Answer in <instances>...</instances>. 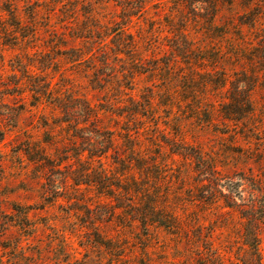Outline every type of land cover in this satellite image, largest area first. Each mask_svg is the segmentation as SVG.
<instances>
[{"label":"rangeland","instance_id":"rangeland-1","mask_svg":"<svg viewBox=\"0 0 264 264\" xmlns=\"http://www.w3.org/2000/svg\"><path fill=\"white\" fill-rule=\"evenodd\" d=\"M0 264H264V0H0Z\"/></svg>","mask_w":264,"mask_h":264},{"label":"trees","instance_id":"trees-1","mask_svg":"<svg viewBox=\"0 0 264 264\" xmlns=\"http://www.w3.org/2000/svg\"><path fill=\"white\" fill-rule=\"evenodd\" d=\"M185 51V50H184ZM185 54L186 55H188L187 54V51H185ZM107 137L108 136H106V137H104V142H103V144L102 145H99L98 146V143L95 145V148H96V150H99V152H101V154H104L105 152H106V150H104V148H107L106 146H107V143H109L108 141L110 140V139H107ZM88 144V146H89V149H87L90 153H91V155H94L91 151H90V147H92V143H90L89 141H87V139L85 140Z\"/></svg>","mask_w":264,"mask_h":264}]
</instances>
